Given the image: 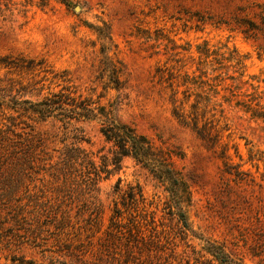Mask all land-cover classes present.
<instances>
[{
  "label": "rangeland",
  "instance_id": "1",
  "mask_svg": "<svg viewBox=\"0 0 264 264\" xmlns=\"http://www.w3.org/2000/svg\"><path fill=\"white\" fill-rule=\"evenodd\" d=\"M262 10L264 0H0V264H105L107 247L129 230L156 234L171 255L138 264H218L206 240L246 264H264V121L235 103L256 98L264 106V35L231 30L236 18L260 23ZM236 70L244 76L209 80L217 94L183 85L187 73L208 79ZM64 85L99 104L119 103L118 118L163 151L186 182L188 228L170 207L167 183L131 156L115 160L100 120L20 115L21 101ZM11 122L16 132L33 128L39 160L10 183L1 137H14ZM71 146L110 171L88 201L82 182L70 188L49 175Z\"/></svg>",
  "mask_w": 264,
  "mask_h": 264
},
{
  "label": "trees",
  "instance_id": "2",
  "mask_svg": "<svg viewBox=\"0 0 264 264\" xmlns=\"http://www.w3.org/2000/svg\"><path fill=\"white\" fill-rule=\"evenodd\" d=\"M263 12L264 10L258 14L260 23L247 18H236L237 27H232L231 30L239 29L246 38H257L259 32L264 35ZM226 23L230 24V22ZM198 52L203 53L200 50H198ZM231 58V60H235L236 65L242 63V59L238 56H231ZM104 66V69H109L110 71L112 77L111 82L115 85L114 87L117 90L120 89L121 81L115 64L107 58L104 62ZM232 66L234 67V65ZM236 72L239 71L236 70ZM203 74L204 72H201L200 75H194L192 77H190L188 73L185 74L187 80L184 81L183 85L196 84L199 88L208 86L209 90L217 94V89L213 88L214 84L209 82V80L213 79L222 82L230 79L235 81L244 76L243 72H239L237 76L227 74L226 77L221 76V73H219L212 78L204 79ZM64 80L67 82L69 81L67 78ZM70 88V85H64L59 92H50L41 100L35 102L30 100L21 101L22 106L18 109H21L23 112L20 113V115L28 113L30 116L41 121L54 117L66 123H69L71 119L100 120L102 134L105 136L106 140L113 142L117 147L115 160L118 161V159L123 156H131L139 163L150 168L160 181L167 183L166 188L170 193V207L176 209L183 226L188 228L182 206V198L184 193H186V182L164 156L163 151L156 148L149 137L139 133L136 128L128 123L122 122L118 118L117 111L119 103L99 104L92 101L90 98L82 97L81 94L77 96H75V94L72 95V93H76V90H70ZM225 88L227 89L228 87L226 86ZM234 88L239 89L238 85ZM175 94L176 92L173 93V95ZM235 95L238 96L239 94H231V96ZM172 101H176L174 96H172ZM229 102H231V100H229ZM235 103L246 112L251 113L253 118L262 119L264 121V106H262L259 101H256V98H248L247 100L237 99ZM191 106L196 108V103ZM178 116L180 120L185 123V116L179 113ZM12 119L15 118L10 117V120ZM16 125H18V123L11 122V125L7 128V131H11L14 137L8 136L6 133L1 137L2 140L6 141L5 161L8 163L7 180L10 183L22 180L26 174V170L35 168V162L39 160L37 156L39 139L33 133V128H30V131L16 132L15 129L12 128ZM27 127H30V125H27ZM69 151H73L75 157L70 155ZM74 159L75 161L72 162ZM75 164H79L81 167L79 169L73 168ZM49 171V175L53 182H67L70 188L82 187L79 184V182H82L84 187L81 188V192L83 191L90 194L86 201L94 196L93 192L97 189V183L102 178V173H106V175L110 173L107 167L98 168L93 160L78 146L66 148L62 153V159L57 164L50 165ZM11 192H13L12 187ZM135 193L136 192L133 190L129 194L131 200H136ZM115 213V217L120 216L118 208L115 209ZM113 223L116 226L118 225L117 221L113 220ZM133 227L137 229V232H140L135 222L133 223ZM206 243V251L218 264H246L242 262V260L235 258L234 254L227 251L224 245L210 240H206ZM167 248L168 247H166L164 243L160 242L156 234L146 236L140 233H131L129 230V236H126L122 243L107 247L106 258L108 262L105 264H130L135 262L138 264L137 260L141 258H143L142 263L152 260V258H157L159 260L161 258L166 259L171 256L163 255V253H166ZM82 263H87L86 259H84ZM93 264L101 263L97 261L93 262Z\"/></svg>",
  "mask_w": 264,
  "mask_h": 264
}]
</instances>
